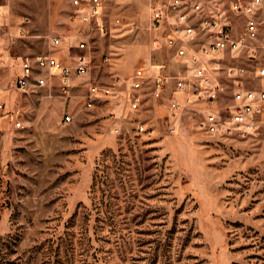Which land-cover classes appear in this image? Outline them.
I'll return each instance as SVG.
<instances>
[{
    "label": "rangeland",
    "instance_id": "rangeland-1",
    "mask_svg": "<svg viewBox=\"0 0 264 264\" xmlns=\"http://www.w3.org/2000/svg\"><path fill=\"white\" fill-rule=\"evenodd\" d=\"M152 1L102 0L90 26L70 22L67 0H0L16 54L47 51L53 32L72 44V64L84 32L93 79L109 84L137 67L150 76L135 111L108 98L87 108L89 75L72 78L69 96L7 93L26 127L0 112V264H264V117L243 133H210L194 126L201 108L153 96L156 76L184 70L152 45ZM260 19L264 46V3ZM256 60L264 65V48ZM238 61L245 83L255 78L253 62ZM216 74L222 106L234 88Z\"/></svg>",
    "mask_w": 264,
    "mask_h": 264
},
{
    "label": "built area",
    "instance_id": "built-area-1",
    "mask_svg": "<svg viewBox=\"0 0 264 264\" xmlns=\"http://www.w3.org/2000/svg\"><path fill=\"white\" fill-rule=\"evenodd\" d=\"M67 1L73 7L69 19L74 24L91 26L102 15V0ZM263 3L264 0L152 1L148 20L153 32L152 45L156 50H172L184 70L156 76L153 96L168 98L172 110L201 108V116L194 121L195 128L201 131L233 134L256 127L264 117V65L256 60L264 48L260 43ZM28 20L29 17H24L22 28ZM115 22L120 23L121 18L117 17ZM242 23L243 31H240ZM48 37L47 51L18 55L9 29L4 25L0 30V112L16 127L26 125L20 108L8 109L9 91L32 93L57 89L69 96L74 76L89 75L83 96L87 108L96 107L101 98L116 103L123 100L133 111L140 108L150 79L146 67H137L130 76H114L109 84L100 83L91 76L94 62L86 33L78 32L74 36L78 53L72 64L62 54L64 36L52 32ZM103 58L108 61L110 57ZM228 58L233 62H227ZM242 58L252 61L255 70V78L246 83L243 74L249 67L238 61ZM216 71H224L227 84L234 88L232 102L222 106L218 101L224 92V77ZM172 80L176 89L170 87ZM71 118L70 114L66 116L67 120ZM138 126L145 129L144 124Z\"/></svg>",
    "mask_w": 264,
    "mask_h": 264
},
{
    "label": "crops",
    "instance_id": "crops-1",
    "mask_svg": "<svg viewBox=\"0 0 264 264\" xmlns=\"http://www.w3.org/2000/svg\"><path fill=\"white\" fill-rule=\"evenodd\" d=\"M71 5V4H70ZM71 11L73 10V7L71 6ZM1 13V12H0ZM1 17V16H0ZM72 23V22H71ZM72 24H74V23H72ZM0 30H2V23H0ZM71 46H72V44H65V41H64V43H63V46H62V54H63V56L65 55V53H67L68 52V54H69V49L71 48ZM78 53V52H77ZM66 61H68L69 62V59H67L66 58Z\"/></svg>",
    "mask_w": 264,
    "mask_h": 264
},
{
    "label": "bare ground",
    "instance_id": "bare-ground-1",
    "mask_svg": "<svg viewBox=\"0 0 264 264\" xmlns=\"http://www.w3.org/2000/svg\"><path fill=\"white\" fill-rule=\"evenodd\" d=\"M148 8H150V6H148Z\"/></svg>",
    "mask_w": 264,
    "mask_h": 264
}]
</instances>
